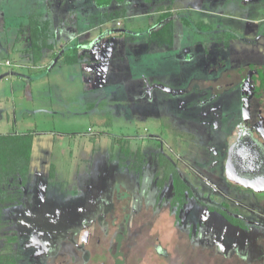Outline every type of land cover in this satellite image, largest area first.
I'll return each instance as SVG.
<instances>
[{
	"label": "rangeland",
	"instance_id": "1",
	"mask_svg": "<svg viewBox=\"0 0 264 264\" xmlns=\"http://www.w3.org/2000/svg\"><path fill=\"white\" fill-rule=\"evenodd\" d=\"M150 1L152 3L125 0L99 8L93 0H0V74L17 65L13 63L16 56L9 53L13 46L20 49L22 55L19 66L31 68L29 77L25 72L20 82L16 81L13 93L8 90V84L5 86L6 97L0 99V112H3L2 116L0 113V134L31 132L33 137L25 186L20 189L13 178L0 177V199L9 195L22 203L19 206L8 203L9 212L0 210V264H25L29 251L27 253L26 246L20 243L28 230L37 234L48 228L58 230L62 227L59 223L65 222V227L72 225L71 213H55L49 223L48 213L37 212L48 206L58 211L63 208L72 211L77 206L80 209L81 201L88 196V188L101 181L106 183L105 178L99 176L103 167L109 175L111 167L128 166L134 176L140 171L158 176L173 164L174 171L183 175L202 203L219 206L225 202L249 217L255 215L254 211L258 212V207L264 208L263 198H258V206L251 195L230 190L220 176L224 156L213 152L210 145L204 146L205 139H209L207 126L215 122L218 113L224 119L227 112L222 109L207 114L209 108L200 100L207 86L229 81L225 73L217 74L210 69L219 57L226 55L227 49L234 53L245 51L236 57L245 65L253 57L246 50L252 48L256 55L264 53V30H261L264 0L258 4L253 2L249 11L246 8L252 2L241 0L237 20L228 17L235 14L233 9L224 16V22L214 12L223 3L233 5L237 0H215V6H210L213 7L211 13L199 11L195 4L191 6L194 10H190V16L170 6L177 19L152 36L151 29L156 25L155 10L162 8V12H167L170 8L165 7L166 0ZM185 1L191 3L193 0ZM198 1L201 7L211 2ZM184 16L198 23L206 20L204 23L209 25L206 27L210 31L228 22L237 25L240 32L249 33L234 41L223 33H214L205 45L196 50L191 48L190 52V47L184 48L188 39L185 37L191 34L182 21ZM34 27L43 29L39 34L43 32L40 38L45 37V41L40 42L42 49L37 61L30 49V29ZM257 32L261 35L258 42H249L251 35ZM165 47L168 54L155 52ZM74 48L77 49L75 63L64 64L62 58L72 55ZM27 50L29 56H26ZM150 52L155 53L150 56ZM257 61L261 60L252 59L255 64ZM246 75L247 72L242 73L238 81L246 86L244 92L251 93ZM155 81L168 89L157 86ZM170 88L175 89L173 97L169 96ZM19 92H24V97H20ZM204 95L209 94L204 92ZM240 95L238 90L219 94L217 99L229 103L240 100ZM233 114L239 116V111ZM254 114L263 121L264 111L251 112L252 116ZM257 117L254 115L252 122ZM215 126L221 127V123ZM228 126L225 120L223 127ZM116 187L125 191L121 179ZM169 189L168 181L162 193L167 195ZM200 201L187 198L180 214L184 225L190 223L196 233V223L202 216H206L209 227L217 226L216 221L208 222L210 217L218 218L222 226L228 225L218 214H207ZM117 205L118 217L120 213L116 211L120 212V205ZM123 207L127 213L132 211L130 198ZM152 207L130 218L127 231H120L124 237L119 241L115 240L121 236L118 234L119 218L113 220L114 226L109 225L111 219H108L104 226L95 227L94 223L93 230L90 227L81 229L75 239L76 245L81 244L89 254L86 261H74L71 254L68 258L58 254L49 263L112 264L114 253L122 259L116 264H264V232L261 229H253L250 233L228 227L226 242L219 247L213 244L204 247L189 241L182 228L171 226L167 206L163 209V225L158 228L151 214ZM17 225L22 227L20 234H16ZM208 229L207 235L213 237L214 230ZM219 233L221 226L215 235ZM156 245L165 248L168 257L158 256Z\"/></svg>",
	"mask_w": 264,
	"mask_h": 264
},
{
	"label": "flooded vegetation",
	"instance_id": "2",
	"mask_svg": "<svg viewBox=\"0 0 264 264\" xmlns=\"http://www.w3.org/2000/svg\"><path fill=\"white\" fill-rule=\"evenodd\" d=\"M214 1L215 0H211V2H208V6L201 7L198 5L199 4L198 0H193L190 3V10L191 11L194 10V8H192L191 6L197 4L196 7L198 8L199 11L211 13L213 12L212 11L213 7L210 6H215ZM250 1L252 2L251 3L252 5L253 2L257 1L256 3L258 4L259 1L262 2L263 0H250ZM140 2L145 3L146 1L140 0ZM147 2L152 3L150 0ZM190 10L188 11L185 10L182 13L186 12L185 15L190 16ZM239 10L241 9H238L237 11ZM218 12L219 10L215 11L214 14ZM182 13H179V15H181ZM175 15L176 14H173L170 17L169 16L167 17L168 20L172 21L171 24L174 23L175 19H177L175 18ZM191 19L186 18V16H184L182 19L184 26L189 28L191 31V34L189 33L190 34L189 37L187 36L185 37L188 39H187V45L186 47H184V48L190 47V52H191V48L196 50V47L201 48L202 44L205 45L204 42H206V40L209 37H211L212 34L214 33L215 35L216 33L217 34L223 33V35H226V37L231 39L232 41L236 40V38L239 36L247 37L249 33L246 31L240 32V30L237 28V25L236 26L234 24L231 25L228 24V22H225V24L223 25L220 24L219 26H217V28L214 31H210L211 29L206 27L209 25H206L204 23L206 20L201 19L200 21L203 23H198V20L192 21L193 19L192 20ZM220 19L221 21L224 22L225 19L224 15L221 16ZM231 19L232 20L236 19V17L235 18L232 17ZM158 22L160 23L159 25H161V22H163V20L160 21L158 19ZM261 26H262L261 30H264V23H262ZM250 33L252 34V32ZM253 35H251L252 38H249L251 39V41L250 40L248 41L252 43L256 41L258 42V38L261 37V35L258 32L256 33V35H254L256 37H253ZM241 39L245 40V38H241ZM195 42H197V45L194 44ZM250 46L253 45L251 44ZM204 49L205 47H203L202 50ZM227 52L230 54L227 55ZM232 52H230L229 49H227L224 52V54L226 55H223V57L222 56L219 57L218 62H216L214 66L210 67V69L213 68L212 70L217 72V74L225 73L226 76L225 78H228L229 81L225 82L223 85L218 82L216 86L212 84L210 86H207L206 88L203 89V98L200 99L209 108V110L206 111L207 114L210 111H213V114L215 112L218 113L222 109L227 112V117L223 116L224 119H221L222 116L220 117L218 113V117L217 119L215 118L216 119L215 122L207 126L208 130L206 132L209 136V139L207 138L205 139L207 144L204 146V148L210 145L209 147L213 149V152H216L224 156L223 174L221 172L220 176L222 175V179L224 180L225 184L230 188V190L235 191L237 193L240 192L242 194L251 195V199L254 201V203H256L259 206L258 198L260 197L263 198L264 200V119L263 121H261V119L257 117L259 115L254 114L255 117H257L258 119L257 120L254 119V122H252V117L254 115L252 116L251 112L258 113L264 111V81H263L264 60L262 59L264 53H261L260 55H256V53H254V50H252V48L251 50H246V52L252 54L253 57L249 60V64L245 65V62L240 63L238 60H236V57L240 56L241 54H244L245 51H240L239 53H234V52L232 53ZM235 54H239V55H235ZM253 58H258L261 61H257V63L255 64L252 62ZM209 71L212 72L211 70ZM229 72L232 74H230ZM244 72H247L245 80L247 81L249 80L251 83L250 85L251 93L244 92V89L246 90V86H244V83L241 82L240 84V82L238 81V77L241 76L242 73ZM156 83L157 82L155 81V84ZM156 85L160 87H165L163 86L162 83L159 82ZM165 88L168 89L167 87ZM173 90L175 89H171V91L169 92L170 97H173V92H172ZM238 90L241 92L239 98L240 100H237L238 102L236 100L234 102L231 101L229 103L226 102L225 100H222V102H220L217 99L219 97V94H221L222 96L225 93L229 94L230 92L233 91H235L236 93ZM204 92H207L209 95L205 96ZM210 96H214V98ZM238 111H239V116H237V114H235L234 116L233 113L234 112L237 113ZM241 114H242V118L240 117ZM225 120H227L228 122L229 125L228 128L223 127V122ZM217 122L221 123V127L215 126ZM208 131H210V133H208ZM249 147H251V149ZM230 149H232V152L234 151L232 158L234 160L236 159L234 158V156L238 157L236 151H244V152L253 151L254 156L252 158L254 159L253 167L255 171L253 178L257 179V183H259V185L258 184L255 185L254 183V185L251 186L250 185L242 186L241 185L242 182L241 183L239 182L240 184H237L235 183V181L231 179L233 178L232 174H230L231 178L227 176L226 173L227 161H228ZM248 165H251V161H249ZM111 169H113L112 171L109 170L111 171V175L106 174L107 171L106 167L102 168L103 172L99 175L101 176V179L105 178L104 180H106L105 181L106 183L100 180L101 184H95L93 188H91L92 186H90L89 188L87 187L88 196L84 201H81L80 209H78L79 206H77V208L75 209H72V211L68 208H63L60 211H58L57 208L49 207V206L47 208L39 209V212L37 213L40 214L48 213L47 219L49 223H52L51 221H53L54 219L53 215H55V213H71L72 217L74 218V221L72 225H68L66 227H65V222L59 223L62 225V227L60 226L58 230L48 228L46 230L43 229L37 234H35L34 230L32 231L28 230L26 234H24L26 236L23 242L20 243V246L22 245L24 247L26 246L27 253L29 251L27 255L28 256L27 261H25V264H55L49 262H51V260L57 257L58 254L60 256L64 255V257L71 254L70 257L72 256L74 261L79 260L80 262L82 261L84 262L88 259L89 254L86 250L82 248L80 243H79L80 245H76L77 242L75 239L77 237L76 235L80 232L81 229L90 227L91 230H93L95 229L94 223H95V227H98V225L104 226V223H107L106 220L108 219H111L109 225L114 226L113 220L119 218V220H121L120 221L121 223L120 224L118 223V228H119L118 234H121V236L115 239L119 241L120 239H122V237H124V234L122 235L120 231L121 230L127 231V227L129 226H127L126 224L129 223L130 218L134 214L137 215L139 213L138 216L144 214L143 213V211H145L144 208L150 206H153L152 207L153 211L151 212V214L153 215L152 217L155 218L154 223L157 224L158 228L159 226L163 225V223H161L162 219H164L162 216L164 215L163 209L165 206H167V208L169 209L168 214L171 217V226L173 228L175 227L182 228L183 232L185 233L189 241L191 240L193 244H197V245L202 244V246L204 247H207V245L210 244L219 247V245H221L223 242H226L228 239V235H227L228 227H230L231 230L233 228H236L237 231L241 230L250 233L253 229H258V230L261 229L264 232V208L258 207L259 209L258 212L256 213L254 211L255 215L249 217L248 215L242 213L238 209L230 208V206L225 202H222L221 205L219 206H215L211 204L207 205L205 203H202L198 198L194 196L192 189H190L191 187L188 185L183 175L177 170L174 171L173 164H171V167L163 170L158 176H154L153 174H148L147 171L145 172L140 171L139 174L134 176L133 172L128 166L120 169L111 167ZM174 173L180 178V180L185 184V186H187V190L185 191L183 197L184 202L179 210L177 209V206L173 205L174 193L172 189L174 185L173 183ZM165 175H167L166 178H164ZM120 179L123 181L124 190H125L124 192L119 191L117 189L118 186L116 187V183L120 181ZM168 181L170 183V189H169L170 191L167 193V195H165L162 193V189L164 188V186ZM23 194L24 193H21V196ZM188 197L200 201V203L207 209L206 210L207 214L210 213L218 214L219 218L228 225L225 224L222 226L218 222V218L210 217L208 218V222L210 223L212 221L213 222L216 221L217 226L214 228L213 226L209 227L207 224L206 216H202L200 218V221L196 223L197 231L195 230L196 231L195 233L194 228L193 230L190 228V223H186L187 225H184L180 216L181 210L186 204ZM129 198H130V202L132 203V211L127 213L123 207V204L126 201L129 202ZM116 203L120 205L119 207L120 212L116 211L117 213H120L118 217L117 214L115 213V210L118 207V205L115 206ZM259 213H263V214H259ZM78 219L79 221L77 222ZM32 225L33 224L29 225L27 229L30 228ZM116 226L117 225H115V227ZM220 226H221V233H219V236H217L215 234H218V232L220 231ZM105 227L103 228L106 229ZM15 228L17 232L16 234H20L19 232L22 231V227L17 225ZM207 228H209L208 231L210 232L212 229L214 230L215 234L213 235V237L207 235L206 232ZM194 236H196V240L194 239ZM209 240H211V242ZM98 244H99V239H97L96 242V245ZM71 247L73 254L71 253ZM79 252L81 253L80 256L81 258L78 256ZM155 253L158 256L165 258L168 257L169 255L166 249L162 248L160 245H156ZM111 260H112L111 261L112 264H116L117 262L122 261V259L120 258L118 259L114 253L112 254ZM59 264H61V261Z\"/></svg>",
	"mask_w": 264,
	"mask_h": 264
},
{
	"label": "trees",
	"instance_id": "3",
	"mask_svg": "<svg viewBox=\"0 0 264 264\" xmlns=\"http://www.w3.org/2000/svg\"><path fill=\"white\" fill-rule=\"evenodd\" d=\"M125 0H93L95 7L104 8L109 6L112 2L123 3ZM146 2L148 0H145ZM168 15L165 14L162 17L164 21ZM171 20L166 19L165 22H162L161 25L156 27L151 31L150 35L158 34L163 29L168 28L171 24ZM39 28H31L30 29V49L34 56V61L39 60L41 53V40L45 41V37L40 38L42 34ZM72 55H65L62 58V62L66 65H71L75 63L77 49H73L71 51ZM264 81V80H263ZM32 133L27 132L24 134H11V135H0V177H9L13 178L14 181H17V187L20 189L23 188L26 184V176L29 171V161L31 155V147H32ZM10 161V164L8 163ZM172 171V170H171ZM173 172V171H172ZM173 205L177 206L179 210L183 205V197L184 193L187 190V186L180 180V178L174 173L173 174ZM167 175L164 176L166 178ZM21 194V193H20ZM16 202L17 205H21V201L19 198H14L9 195L5 197V199H0V209L9 205L8 203Z\"/></svg>",
	"mask_w": 264,
	"mask_h": 264
},
{
	"label": "crops",
	"instance_id": "4",
	"mask_svg": "<svg viewBox=\"0 0 264 264\" xmlns=\"http://www.w3.org/2000/svg\"><path fill=\"white\" fill-rule=\"evenodd\" d=\"M149 1V0H148ZM163 1H165V0H163ZM249 1V3L251 2L250 0H248ZM166 2H167V5H169V6H165L166 8H170V6L172 7V6H174L175 8H176V10H178V11H180V12H183V11H188V10H190V3H186V1L185 0H166ZM241 4H242V2H241V0H237L236 1V3H234L233 2V5L232 4H226V3H223V6H221L218 10H219V12L218 13H215V15H217V17H219V18H221V16H225V17H227L229 14H227L228 12H232L233 11V9H235L236 10V12H235V14H232L234 17H236L237 15H238V12H237V10L239 9V7H241ZM245 4V3H244ZM160 7H162V6H160ZM249 8H251V4L247 7V9L248 10H250ZM220 9H222V10H220ZM162 10V8H160L159 10H155V12H156V19H155V23H156V25L154 26V28H156V27H158L159 26V22H158V19L161 21L162 20V17L165 15V14H167L169 17L171 16V15H173V14H175V12H174V10L172 9V8H170V10H168L167 12L166 11H161ZM158 12H160V13H158ZM230 12V13H231ZM233 16H228V17H230V19H231V17H233ZM224 17V18H225ZM166 19L167 18H165L164 19V21L163 22H165L166 21ZM162 23V22H161ZM173 24V23H172ZM171 24V25H172ZM170 25V26H171ZM153 28V29H154ZM153 29H151V31L153 30ZM149 34V33H148ZM16 39V38H15ZM171 40L172 39H170V40H168V41H170L171 42ZM169 49H172V45H170L169 44ZM26 49H24V51H25ZM23 51V52H24ZM169 50L167 49V47H165L164 49L163 48H159V49H157V50H155V52L156 53H158V54H160V55H164V54H168L169 52H168ZM155 52H150L149 53V55L151 56V55H153ZM9 53H13V55H15L16 56V61L15 62H13V63H15V64H17V65H13V67L12 68H9V69H7V70H5V72L4 73H2V74H0V95H1V97H0V99L2 100V99H4V97H6V95H5V86H6V84H8L9 85V91L10 92H14L15 91V86H16V81L17 82H20V80L23 78V73H25V72H27V74H26V77H29L28 75L29 74H31L30 72H31V68H29V67H22V66H19V64H20V59L22 58V55H21V52H20V49H15L14 48V46L11 48V50H10V52ZM28 53V50H27V52H26V56H29V54H27ZM20 61V62H19ZM16 68V69H15ZM17 70V71H16ZM50 72H53V71H50ZM6 74V75H5ZM4 88V89H3ZM19 96L21 97H24V92H19ZM2 103H0V105H1ZM2 110V109H1ZM1 113V116H2V114H3V112L1 111L0 112ZM6 115V114H5ZM8 118L6 117V120H7ZM0 135H11V134H0ZM10 204L11 205H15V206H19V205H17L16 204V202H10ZM9 204V205H10ZM22 204V203H21ZM9 205H7L6 207H4L3 209L4 210H6V211H8L9 209L11 210V207L9 206ZM0 207H1V205H0ZM1 210V209H0ZM9 212V211H8Z\"/></svg>",
	"mask_w": 264,
	"mask_h": 264
},
{
	"label": "water",
	"instance_id": "5",
	"mask_svg": "<svg viewBox=\"0 0 264 264\" xmlns=\"http://www.w3.org/2000/svg\"><path fill=\"white\" fill-rule=\"evenodd\" d=\"M251 149V147H249ZM248 148V149H249ZM249 149V150H250ZM234 151L232 152V149H230L229 157L227 161V176L229 178L230 174H232L231 178L235 183L240 184L242 186H251L259 183H257V179L253 178V175L255 174L254 171V164H253V151H236V154L238 157L235 160L233 158ZM251 159V160H250ZM249 161H251V165H248ZM239 166V167H238ZM240 182V183H239Z\"/></svg>",
	"mask_w": 264,
	"mask_h": 264
}]
</instances>
